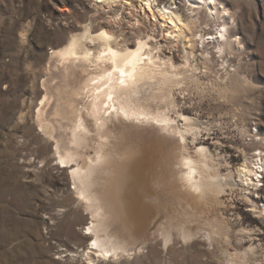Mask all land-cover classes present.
Masks as SVG:
<instances>
[{
  "label": "rangeland",
  "instance_id": "1",
  "mask_svg": "<svg viewBox=\"0 0 264 264\" xmlns=\"http://www.w3.org/2000/svg\"><path fill=\"white\" fill-rule=\"evenodd\" d=\"M140 1L0 0V264H88L80 250L90 241L81 233L98 219L100 208L90 212L84 202L79 203L71 176L55 165L53 138L41 130L37 117L47 91L55 101L44 107L45 118L68 126L62 116L65 105L59 109L58 98L80 85L87 75L84 70L97 69L79 63L68 70L52 51L66 49L85 27L94 33L104 29L115 33L120 49L133 47L148 35L154 51L175 62L174 72L181 80L163 91L155 86L143 95L144 102L173 119L175 130L155 121L132 124L119 115H113L107 129L114 153L161 135L167 143L149 197L158 209L154 221L163 222L164 231L157 238L151 225L152 232L136 238L123 233L122 223L113 220L111 236L124 235L139 246L149 239V247L108 264H264V201L253 206V185L244 184L238 172L243 163L256 167L261 157L264 164V0H217L214 10L205 0H170L185 15L196 16L192 8H199L210 20V25L196 29V52L188 68L183 38L161 16L163 6L153 0L154 11L149 12ZM226 21L233 45L221 51L218 43H212L202 53L201 34L216 36L219 24ZM162 94L169 95L164 99ZM182 114L192 118L194 127L187 132L183 155L197 157L200 146H208L214 164L210 172L224 182L233 175L234 184L227 183L224 191L198 205L173 193L175 180L181 179L182 157L174 148L180 142L179 129L187 126ZM99 141L94 132L93 146L84 153L94 157L100 152ZM52 157L51 163L44 162ZM260 183L264 195V177ZM177 223L201 231L184 239ZM206 229L216 231L212 249L204 242ZM165 233L172 237L167 247ZM224 241L228 252L221 245Z\"/></svg>",
  "mask_w": 264,
  "mask_h": 264
},
{
  "label": "bare ground",
  "instance_id": "2",
  "mask_svg": "<svg viewBox=\"0 0 264 264\" xmlns=\"http://www.w3.org/2000/svg\"><path fill=\"white\" fill-rule=\"evenodd\" d=\"M158 1L159 5L163 6L161 16L175 28L179 37L183 38V61L184 67L188 68L192 65L191 56H195L196 52L198 41L196 37L199 33L196 29L203 24L210 25V20L206 19L207 15H203L199 8H192L197 12L196 16L185 15L180 9L171 6L175 4L174 2ZM205 1L211 10L215 9L214 4L217 0ZM191 2L199 3L198 0ZM153 6V0L140 1V7L145 11H154ZM228 31L226 21L219 24L216 36L211 32L202 33L201 39L204 43L202 53L208 52V46L212 43H218L221 51L225 50L226 46L233 45ZM211 34L212 36L205 39L206 35ZM224 40L226 42H223ZM118 42V36L107 29L94 33L89 27H85L83 34L71 38L66 49H54L53 56L58 57L68 70L79 63L94 65L97 70L95 72L84 70L87 75L80 85L68 91L64 97L58 98L56 102L58 108L63 105L66 108L65 116L64 114L62 116L67 121V127H64L63 122L45 118L44 107L55 101L54 95L51 96L47 91L37 110L41 130L49 133L54 141V146L51 144L50 149L54 150V158L58 160L55 165L71 176L79 203L84 202L90 212L97 211V207L100 208L97 213L98 219L86 226L81 233L84 239L90 241L80 250L88 264H108L112 259L124 255L133 256L149 247V239L142 241V245L139 246L136 242L127 240L124 235L111 236L113 220L122 223L123 233L134 234L133 237L136 238H141L147 230H153V225L156 227L153 234H162L164 231L163 222L154 221L158 209L149 197L153 192V180L160 176L159 168L167 144L166 137L164 135L151 137L139 146L127 148L120 154L114 153L107 129L113 121V115H119L128 118L132 124L155 121L159 126L175 130L177 124H173V119L160 107L154 109L150 102H144L143 95L144 91L147 93L155 86L163 91L172 84L180 83L181 80L178 73L174 72L177 67L175 62L168 59L166 54L163 57L162 53L161 55L156 53L154 51L156 46L150 43L148 35L138 38L133 47L126 49H120L117 46ZM164 65L170 69L164 70ZM117 69L122 70L123 74L116 71ZM121 80L124 81L123 84L120 83ZM168 95L162 94V97L165 99ZM182 116L187 126L186 129H179L180 142L174 148L180 150L177 154L182 157L181 179L175 180L173 193L182 201L198 205L224 191L227 183L234 184L233 175L230 173L224 182L219 174L210 172L214 164L211 162L213 154L208 146H200L197 157L183 155L182 151L187 148V132L194 127L191 117L185 114ZM94 132L100 137L97 144L100 152L95 153L93 157L87 152L84 153L83 149L93 146L91 139ZM54 158H47L44 162L49 164L55 160ZM259 160L255 162L257 166L254 168L248 163H243L238 169L244 184L253 185L250 200L254 207H258L264 201V195L260 194L262 190L260 185L263 184L260 182L264 177L261 174L264 166L263 157ZM177 228L184 239H192L201 231L197 232L194 228L185 227L181 223H177ZM158 236L157 234L156 237ZM203 236L208 249H212L217 241L216 231L206 229ZM171 240V235L165 233V247ZM227 242L221 244L225 252L229 249ZM223 263L226 264L225 261Z\"/></svg>",
  "mask_w": 264,
  "mask_h": 264
},
{
  "label": "snow or ice",
  "instance_id": "3",
  "mask_svg": "<svg viewBox=\"0 0 264 264\" xmlns=\"http://www.w3.org/2000/svg\"><path fill=\"white\" fill-rule=\"evenodd\" d=\"M169 35H171V33H169ZM116 71H120V72H121V74H123L122 70H119V69H117ZM120 83H121V84H123V83H124V81H123V80H121V81H120Z\"/></svg>",
  "mask_w": 264,
  "mask_h": 264
},
{
  "label": "water",
  "instance_id": "4",
  "mask_svg": "<svg viewBox=\"0 0 264 264\" xmlns=\"http://www.w3.org/2000/svg\"><path fill=\"white\" fill-rule=\"evenodd\" d=\"M148 233V232H147ZM147 235V234H146Z\"/></svg>",
  "mask_w": 264,
  "mask_h": 264
}]
</instances>
